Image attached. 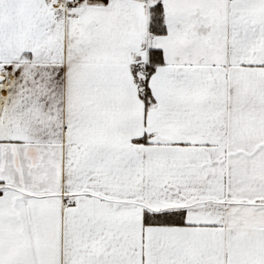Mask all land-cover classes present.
<instances>
[{
	"label": "snow or ice",
	"instance_id": "1",
	"mask_svg": "<svg viewBox=\"0 0 264 264\" xmlns=\"http://www.w3.org/2000/svg\"><path fill=\"white\" fill-rule=\"evenodd\" d=\"M0 264H264V0H0Z\"/></svg>",
	"mask_w": 264,
	"mask_h": 264
}]
</instances>
